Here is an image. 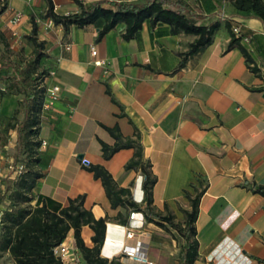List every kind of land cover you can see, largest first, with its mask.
<instances>
[{
	"label": "crops",
	"instance_id": "1",
	"mask_svg": "<svg viewBox=\"0 0 264 264\" xmlns=\"http://www.w3.org/2000/svg\"><path fill=\"white\" fill-rule=\"evenodd\" d=\"M53 1L58 13L79 10L75 0ZM180 1L202 16V24L220 21L212 41L184 65L182 53L197 36L175 33L166 22L145 21L140 36L126 40L123 22L99 39V23L72 26L66 33L61 24L47 27L48 19L38 18V37L46 52L40 65L56 70L48 82H59L63 90L41 115L38 139L47 143L39 147L37 167L43 176L31 192V206L43 203L38 202L40 196L54 211L83 196L84 206L96 218L108 217L99 257L114 264H146L121 251L122 242L134 245L141 238L157 264H184V241L173 228L147 220L139 208L114 206L102 180L82 163L86 157L90 165L104 166L143 207V174L127 167L135 149L121 148L110 158L103 155V143L117 142L111 129L123 140L136 139L139 133L156 177V212L173 214L176 222L184 223V210L191 208L188 195L201 193L194 264H264V195L252 190V185L264 186V20L234 13L228 0ZM46 5V0H0V37L13 49L32 42L31 15ZM16 11L23 17L13 24ZM229 19L257 36L256 71L240 45L229 47ZM92 45L98 49L96 56ZM4 172L13 178L8 166ZM141 189L142 200L135 197ZM10 205L9 198L2 201L0 212ZM124 224L135 227L136 238L125 237ZM94 233L91 226H83L88 247L94 246ZM66 238L75 245L74 229ZM75 247L63 264H87ZM0 264H17L2 246L1 233Z\"/></svg>",
	"mask_w": 264,
	"mask_h": 264
},
{
	"label": "trees",
	"instance_id": "2",
	"mask_svg": "<svg viewBox=\"0 0 264 264\" xmlns=\"http://www.w3.org/2000/svg\"><path fill=\"white\" fill-rule=\"evenodd\" d=\"M79 6L77 12L61 14L55 11L53 0H46L45 9L39 14H32V31L28 38L34 44V58L28 60L24 66L16 67L5 55L0 54V72L11 76V87L23 95L20 100V111L22 119L11 126L17 130L16 152L14 153V164H18L22 154L27 151L28 163L24 172L14 178L13 182H7L4 191L0 192V202L9 198L11 205L7 208L0 220L2 246L9 248L17 264H63V261L53 253V247L61 243L71 229H74V243L83 252L87 264H114L108 259L99 257L101 246L105 240L108 217L96 218L93 212L84 206V197L79 196L70 199L68 205L59 207L58 210H50L45 199L40 197L35 207L31 206L33 196L32 190L37 186L39 178L43 176L42 171L37 167L40 162L39 147L42 142L38 139L42 100L46 91L43 84L48 69L39 70L40 59L46 55L44 41L39 40L38 18H51L56 24H61L67 33L72 26L84 27L89 24L99 23V39L113 29L119 22L126 25L123 37L126 40L140 36L145 21L152 23L166 22L171 25L173 32L189 33L196 35V39L190 44L189 49L182 53L181 65H184L188 57L196 53L200 48L209 44L220 21L210 24L200 22L202 16L192 8L187 7L180 0H96L87 2L75 0ZM222 1V0H221ZM226 1V0H225ZM232 3L234 13L243 16H253L264 20V0H228ZM4 7H0V14ZM240 26L237 22L229 19L227 27L231 32L232 39L229 47L240 45L247 61L255 62V47L253 46V31L243 30L240 35L234 32V26ZM250 38L254 51L247 50L248 46L243 45L242 38ZM259 41V40H258ZM264 48V45L262 46ZM262 49V48H261ZM251 67V66H250ZM257 66L251 67L257 70ZM19 110V109H18ZM1 113V112H0ZM117 142L114 146L103 143V155L110 158L117 150L124 147L135 149L132 159L127 163L128 168L140 170L144 176L142 189L144 191L141 207L130 196V189L120 187L113 175L102 165H90V169L97 178H100L106 189L107 195L114 206L118 204L128 205L132 208H139L145 214L147 220L155 221L162 226L173 228L183 239L184 264H194L199 250V241L196 237V221L199 214L201 193L194 197L189 196L190 209H185V221L176 222L173 214H161L153 207V186L156 177L151 170L149 161L145 159L144 147L140 141V134L136 139L123 140L119 134L111 129ZM252 190L264 195V186L252 185ZM89 225L94 230L92 237L94 246L88 247L82 237V227Z\"/></svg>",
	"mask_w": 264,
	"mask_h": 264
},
{
	"label": "built area",
	"instance_id": "3",
	"mask_svg": "<svg viewBox=\"0 0 264 264\" xmlns=\"http://www.w3.org/2000/svg\"><path fill=\"white\" fill-rule=\"evenodd\" d=\"M23 17V13L21 11H16L13 15V17L10 19V21L13 24L18 23ZM54 24V20L51 18H48L47 21V27L51 26ZM234 32L236 35H240L241 33V27L236 25L234 26ZM243 43H248V48L247 50L250 52L254 51V47L251 44L250 38L247 36H244L242 38ZM67 49H70V46H67ZM91 51L94 56L98 54V49L96 45L91 46ZM97 64H102V60L96 61ZM256 65V62H250V66L253 67ZM56 74V70L50 69L48 74L44 77L43 84L46 86V91L42 100V108H41V114L52 108L55 103L60 99L63 87L59 82L56 81H51L50 83L48 82V79L51 77H54ZM7 91V85L4 83L0 82V112L2 110L3 106V97L5 92ZM47 142L42 141V145H45ZM82 163L85 166H90V160L86 157L82 158ZM25 170V165L24 164H9L8 165V172L13 175V178H18ZM135 197H140L142 200L143 198V192L140 190L139 192L137 191V196ZM132 215H135L133 212ZM131 215V216H132ZM3 216V212H0V220L1 217ZM123 232L125 234V237L127 239L131 238H136L137 233L135 231V227L131 226L130 224H124L121 225ZM83 228V227H82ZM82 233V231H81ZM148 245L141 239L137 238L136 242L134 245L127 244L125 241L122 242L121 246V251L124 253L128 258L131 260L139 261V262H144L146 264H157L155 261L149 258L148 256ZM77 251V248L73 244L72 241H69L67 238H65L61 243L53 247V253L56 257L60 258L62 261L67 258L70 255H73Z\"/></svg>",
	"mask_w": 264,
	"mask_h": 264
},
{
	"label": "rangeland",
	"instance_id": "4",
	"mask_svg": "<svg viewBox=\"0 0 264 264\" xmlns=\"http://www.w3.org/2000/svg\"><path fill=\"white\" fill-rule=\"evenodd\" d=\"M32 42L26 43L19 46L17 49H13L6 43L2 37H0V54L7 56L16 67H22L25 63L34 58V48ZM39 70L46 69L43 65L38 66ZM12 77L5 75L4 71L0 72V82L7 85V91L3 97V106L0 113V192H2L7 185V182L14 178L5 176L4 167L9 164L14 165V153L16 152V140L17 130L11 125L17 124L23 117V113L20 111V100L23 95L19 93L15 87H11ZM19 109V110H18ZM20 164L27 165L28 157L27 151H25ZM1 203V202H0ZM2 218V217H1ZM0 224V233H1Z\"/></svg>",
	"mask_w": 264,
	"mask_h": 264
},
{
	"label": "water",
	"instance_id": "5",
	"mask_svg": "<svg viewBox=\"0 0 264 264\" xmlns=\"http://www.w3.org/2000/svg\"><path fill=\"white\" fill-rule=\"evenodd\" d=\"M82 156H83V155H80V157H82ZM142 178H144V177H143V176H141V179H142ZM141 191H142V189H141Z\"/></svg>",
	"mask_w": 264,
	"mask_h": 264
},
{
	"label": "bare ground",
	"instance_id": "6",
	"mask_svg": "<svg viewBox=\"0 0 264 264\" xmlns=\"http://www.w3.org/2000/svg\"><path fill=\"white\" fill-rule=\"evenodd\" d=\"M139 190V189H138Z\"/></svg>",
	"mask_w": 264,
	"mask_h": 264
}]
</instances>
